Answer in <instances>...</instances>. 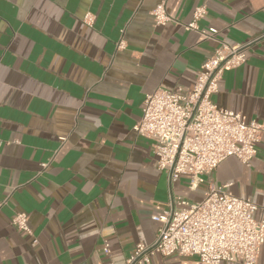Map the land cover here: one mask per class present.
I'll return each instance as SVG.
<instances>
[{
    "label": "crops",
    "instance_id": "0c3cea01",
    "mask_svg": "<svg viewBox=\"0 0 264 264\" xmlns=\"http://www.w3.org/2000/svg\"><path fill=\"white\" fill-rule=\"evenodd\" d=\"M161 3L182 24L204 6L198 26L215 39L155 27ZM220 43L246 46L245 63L223 73L212 104L264 123V0H0V264H126L138 243L155 242L154 218L210 187L229 185L264 221V136L249 167L228 158L190 189L189 176L158 170L153 141L133 131L145 96L191 90ZM15 213L30 235L11 226Z\"/></svg>",
    "mask_w": 264,
    "mask_h": 264
},
{
    "label": "built area",
    "instance_id": "2783aa9c",
    "mask_svg": "<svg viewBox=\"0 0 264 264\" xmlns=\"http://www.w3.org/2000/svg\"><path fill=\"white\" fill-rule=\"evenodd\" d=\"M151 15L155 27L176 23L203 39H215L217 34L215 29H199L198 22L206 15L204 6L195 8L186 24L176 22L163 3ZM83 21L91 26L93 17L87 14ZM123 47L120 40L116 48ZM245 49L246 46L220 43L200 68L191 90L159 89L145 96L141 118L133 131L153 141L157 168L170 181L189 176V187L195 189L203 176L210 175L226 159L233 157L249 167L255 158L256 144L264 136V123L246 121L240 114L218 108L210 100L218 91L223 73L245 63ZM3 204L0 203V208ZM256 210L251 200L235 197L229 185L210 187L198 203L179 198L169 212L154 218L160 223L155 242L138 243L126 264H149L153 257L174 255L196 256L200 264H257L264 247V221L253 219ZM11 226L31 234L24 213H15ZM102 250L109 254L107 244Z\"/></svg>",
    "mask_w": 264,
    "mask_h": 264
}]
</instances>
